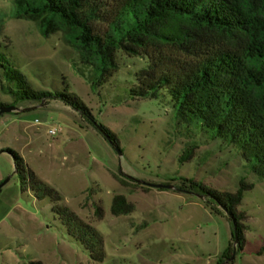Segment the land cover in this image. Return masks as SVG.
<instances>
[{"label": "rangeland", "instance_id": "1", "mask_svg": "<svg viewBox=\"0 0 264 264\" xmlns=\"http://www.w3.org/2000/svg\"><path fill=\"white\" fill-rule=\"evenodd\" d=\"M41 1L0 0V53L33 89L76 94L96 122L115 134L119 151L61 101L15 102L9 93L15 88L1 69L0 102L15 108L0 114V149L16 150L60 193L63 205L102 235L105 258H90L47 198L37 200L21 191L11 156L0 152V264H264V178L236 146L212 137L197 122L179 121L165 89L156 97L130 95L148 63L143 48L137 47L138 55L117 49V70L99 84L100 63L92 56L86 59L73 38L75 28L46 11L24 12ZM93 1L102 15L93 26L103 32L115 0ZM245 1L257 11L264 7V0ZM178 24L201 43L229 39L187 20ZM160 48L176 52L171 46ZM189 180L230 192L242 180L253 184L238 206L246 216L243 246L232 239L226 215L182 190ZM118 195L134 205L130 213H111ZM96 206L103 210L101 218Z\"/></svg>", "mask_w": 264, "mask_h": 264}, {"label": "trees", "instance_id": "2", "mask_svg": "<svg viewBox=\"0 0 264 264\" xmlns=\"http://www.w3.org/2000/svg\"><path fill=\"white\" fill-rule=\"evenodd\" d=\"M44 11L76 29L73 38L87 53L86 59L92 56L100 63L99 84L117 70V49L138 55L137 47L143 48L148 63L136 77L130 95L156 97L165 89L179 121L197 122L212 137L236 146L256 175L264 178V7L257 11L245 0H115L111 15L105 16L108 26L103 32L93 26L95 20L102 19L100 5L93 0H42L36 7L24 8L26 13ZM181 20L214 29L229 39L215 45L198 42L191 30L178 24ZM230 36L238 38L233 41ZM161 45L171 46L176 52H162ZM149 46L157 50L146 51ZM0 69L3 79L15 88H9L15 102L61 101L98 129L114 147L118 146L115 134L96 122L76 94L66 89H33L26 76L2 53ZM7 106L10 105L0 102V108ZM0 152L11 156L21 191L37 200L47 198L68 234L93 261H103L102 235L63 205L60 193L40 179L16 150L7 147ZM252 187V183L242 180L234 192L218 191L189 180L182 190L198 195L211 204L214 212L226 215L232 239L241 247L245 243L246 216L238 206L244 192ZM133 209L134 205L123 195L112 199L113 215ZM95 213L101 218L102 208L96 206ZM29 264L43 263L31 260Z\"/></svg>", "mask_w": 264, "mask_h": 264}, {"label": "water", "instance_id": "3", "mask_svg": "<svg viewBox=\"0 0 264 264\" xmlns=\"http://www.w3.org/2000/svg\"><path fill=\"white\" fill-rule=\"evenodd\" d=\"M14 108H15L14 106L2 107V108H0V114H1V113H5V112H10V111H12ZM115 148L119 151V149H118L117 147H115ZM3 184H4V183H1V184H0V188H1V186H2Z\"/></svg>", "mask_w": 264, "mask_h": 264}, {"label": "built area", "instance_id": "4", "mask_svg": "<svg viewBox=\"0 0 264 264\" xmlns=\"http://www.w3.org/2000/svg\"><path fill=\"white\" fill-rule=\"evenodd\" d=\"M49 133H51V134H52V133H55V130H54V129H50V130H49Z\"/></svg>", "mask_w": 264, "mask_h": 264}]
</instances>
